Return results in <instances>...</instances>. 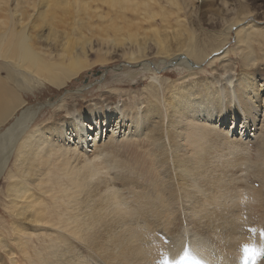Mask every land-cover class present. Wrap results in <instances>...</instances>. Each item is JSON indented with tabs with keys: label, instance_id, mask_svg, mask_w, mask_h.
Returning <instances> with one entry per match:
<instances>
[{
	"label": "bare ground",
	"instance_id": "1",
	"mask_svg": "<svg viewBox=\"0 0 264 264\" xmlns=\"http://www.w3.org/2000/svg\"><path fill=\"white\" fill-rule=\"evenodd\" d=\"M198 3L0 0V180L9 199L0 223L12 221L8 238L21 243L27 264H155L160 252L236 264L250 244L244 229L264 231V131L251 144L208 126L234 123L240 111L254 124L261 104L264 112V22L254 19L264 0ZM208 15L221 20L208 25ZM236 55L240 67L230 64ZM113 60L122 65L108 67ZM97 65L101 76L68 90ZM208 67L219 79L207 78ZM233 71L234 81L220 78ZM171 74L179 78L163 79ZM141 80L148 83L134 99L123 88ZM43 90L53 97L28 100ZM94 91L99 99L87 100ZM102 123L124 129L123 146L150 150L138 169L125 159H82L92 151L85 135ZM129 129L146 141L130 139ZM159 136L170 153L153 145ZM102 147L119 154L113 142ZM245 164L254 180L243 176ZM40 226L59 235L35 253Z\"/></svg>",
	"mask_w": 264,
	"mask_h": 264
},
{
	"label": "rangeland",
	"instance_id": "2",
	"mask_svg": "<svg viewBox=\"0 0 264 264\" xmlns=\"http://www.w3.org/2000/svg\"><path fill=\"white\" fill-rule=\"evenodd\" d=\"M200 1L201 0H199V3H200ZM226 1L232 2V3L236 2V0H226ZM239 1L240 2H243V3L244 2H247V0H238V2ZM218 4H219V2H218ZM227 9H228V5H227V7L225 9H221L222 10L221 11L222 14H224ZM255 13H256V16L254 17V19H256L259 22H264V17L262 16V14L264 13V9H261V10L258 9V10L255 11ZM207 17H209V15ZM219 19L220 18H217V17L211 15L209 17V20L206 23L208 25H210V24H212V22H216ZM207 24L204 25L203 28H207L208 27ZM212 29L213 28H210V31H212ZM42 33L44 34V31H42ZM233 43L234 42L232 40L230 45H233ZM90 59L91 60H94V55L93 54L90 56ZM230 61H231L230 62L231 65H232V63H234L235 64V67H240L239 66V61L237 60V55L234 56V57L232 56V59ZM225 64H227V63H225ZM117 65L118 66L119 65H122V63L120 64L118 61L113 60L110 64H108V67L117 66ZM99 67L100 66L97 65V66H94L89 71H85V72L81 73L80 74V77H79V78H81L80 79V82L81 83H78L77 81L73 82L72 85H71V87H70L71 89H68V90L69 91H75L77 88H79V86H81V84L83 86H85L88 82H94V79H97L103 73L101 67L100 68ZM202 67L200 66L199 68H202ZM204 67H206V65ZM263 67L264 66H261L260 69H262ZM196 68L197 67H195L193 69H196ZM206 69L207 70H205L206 71L205 73L207 74L206 75L207 78H211L213 75L215 76V78H217V72L212 71L210 67H208ZM216 70H219L217 64H216ZM210 72L212 74L213 73L214 74L211 75ZM238 73H240V72H237V71H233V72H230V73L229 72H226L225 75H221V76L219 75V76H220V78H223V77L225 78L227 76V78L230 77L234 81ZM109 76H113V74L112 75H109ZM166 78H168L169 81H170V80H175V79H177L179 77H176L175 75L172 76V74H171L169 76L164 77L163 79H166ZM217 79H219V78H217ZM138 83H140V84H137V85L134 84V86L126 85L123 88L125 91H128L129 93H133L134 92L135 93L134 95H136V96L131 95V96H133L134 99L139 98V96L141 97L140 94L142 93L143 89L147 85L148 80L147 81L141 80ZM256 87H257V84H256ZM45 92H47V90H43V94ZM100 94H101L100 91H94L89 96H86V99L87 100L88 99H92V98L99 99L98 96ZM258 94H259L260 100L263 101L264 100V89L263 88L258 89ZM44 95L45 96H41L40 95L41 97L40 96H37L36 98L35 97H33V98L32 97H27V98L31 102H34L35 101V103H42L43 104L44 101H46L49 97L50 98L53 97V96H50V94H48V92L45 93ZM142 98H143V96H142ZM123 99L120 100V102H122V101L125 102V99L124 100ZM126 101H127V99H126ZM262 106L263 105L261 104L260 105V108L258 109V114L256 115V116H258V120H255L254 119L253 121H251L254 124H249V123H245V122L243 124V121L240 118V115H241V111H240V112L237 113L238 118L236 119V121L234 123L230 122V124H229V121L231 119H225V120H228V122L225 121V123L221 126V123H218V120L212 119L211 124H209L208 126H210V125L211 126H215L216 127V129H215L216 131L220 128V130H223L222 134L223 135H227L234 142H239L240 139H242L241 141H245V139H247V141L251 142V144H255L256 143V137H257V135L260 133V131H264V122L262 121L264 119V112L262 110ZM48 113H49V110H47L45 112V114H44L45 117L48 115ZM54 117H55V111L53 109H51V111H50V120L54 119ZM65 117L66 118H69V116H65ZM99 122L100 121H98V123ZM123 132H124V129H122V128L120 129L118 126L116 127V125H114V124H111V125H108V126H107V123L97 124V127L95 128L94 132H91L90 134L87 133L85 135V137H84V139H87L88 138V141L90 143V144H88V147H86V150L85 151H88L89 149L90 150L92 149V151L91 152H87V153H83L82 152V154H81L83 156L82 159H85L86 161H92L94 159H100V161H101V160H103L105 158L115 159V160L125 159V162L128 164L129 167H131V168L134 167V168L138 169L139 168V165L141 164L140 157H144L146 159L145 152H150V150H147V149H145L143 147H140L141 144H138V147L141 148V149H137L138 147H136L134 145L135 144L134 142H133L134 144L133 143L130 144V147H128L127 145H126L127 147L125 145L123 146L122 144L124 142H121V141H124V139L121 138V137H117L118 135L123 134ZM133 132H134L133 130L129 129L127 132H125V134H129V138L132 139V140H138V141L139 140L140 141L144 140V141H146L147 134L142 133L141 131H139L137 133L138 136L132 137ZM111 136H115V140H109L108 141L109 137H111ZM150 138H151L152 143H153V140H155V139L153 138V135L152 134L150 135ZM157 139H158L157 140L158 141V144H153V145L155 147H157V146H159L161 144L164 147L165 151L166 152L168 151V153H170L171 152V149H170V146H167L168 145V142L165 139H161V136H159ZM94 141L98 142V144H99L98 145L99 148L96 149V150L92 148ZM116 141H119L122 146L121 147L118 146V144H117ZM102 142H104V143H102ZM110 142H113L114 144L117 145V149L119 151V154L118 155L115 154V152L112 151L111 149H105V151L103 153H100V151L103 150V147L102 146L103 145H107ZM179 146H182V148H183L184 144L181 142L179 144ZM182 148H181V150H182ZM78 152H80V151H78ZM252 152L254 153L253 150H252ZM93 153H97V154H93ZM74 155L76 156V158H80L79 156H77V154H74ZM134 161H138V165L135 164ZM12 162H10V163H12ZM120 164H122L126 168H128V166L125 165L124 163L120 162ZM243 169L245 170L243 172V176L244 175L245 176H249L248 179L254 180L253 177L250 175L251 170L249 169V166L245 164L243 166ZM172 174L174 175V173H172ZM6 183H7L6 180H3V179L0 180V219L4 216L5 204H7L8 201H9L8 198H5L2 195L4 193V189H5ZM251 186H253L255 189L256 188L258 189V188H260L261 184L258 181V182H255ZM50 207L52 208V211H54V206H53L52 203L50 204ZM181 216L183 217L182 213H181ZM185 219H186V216H185ZM11 223H12V221L10 219H5L4 223H0V228L5 229V234L4 235L6 237V238H3V239L0 237V240H2V243L5 244V247L4 248H0V264H10L9 261H8V258L11 259V261H13V264H27L26 263V256L21 252V250H22L21 243L17 239L15 240L14 238H11V239L8 238V236H9L8 229H9ZM162 234L163 233L159 234V236L164 238V236H162ZM58 235H59L58 233L53 232L51 230V227L50 226H40L39 227V233L32 240V245H31L30 251L35 248V253H38V251H41L45 246L50 245L52 243V241L55 239V237L58 236Z\"/></svg>",
	"mask_w": 264,
	"mask_h": 264
},
{
	"label": "snow or ice",
	"instance_id": "3",
	"mask_svg": "<svg viewBox=\"0 0 264 264\" xmlns=\"http://www.w3.org/2000/svg\"><path fill=\"white\" fill-rule=\"evenodd\" d=\"M249 249L247 246H244V251L247 252Z\"/></svg>",
	"mask_w": 264,
	"mask_h": 264
}]
</instances>
